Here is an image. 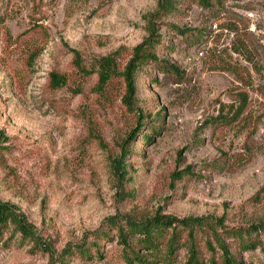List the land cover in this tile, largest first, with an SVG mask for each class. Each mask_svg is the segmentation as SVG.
Segmentation results:
<instances>
[{
    "label": "rangeland",
    "instance_id": "obj_1",
    "mask_svg": "<svg viewBox=\"0 0 264 264\" xmlns=\"http://www.w3.org/2000/svg\"><path fill=\"white\" fill-rule=\"evenodd\" d=\"M157 2L0 0V264H121L110 218L264 221V0L152 18ZM150 25L160 66L128 93ZM230 250L264 264L262 247Z\"/></svg>",
    "mask_w": 264,
    "mask_h": 264
},
{
    "label": "trees",
    "instance_id": "obj_2",
    "mask_svg": "<svg viewBox=\"0 0 264 264\" xmlns=\"http://www.w3.org/2000/svg\"><path fill=\"white\" fill-rule=\"evenodd\" d=\"M188 4L203 10L215 11V9H220L223 6V0H158L157 8L150 16L159 18L176 15L180 13L181 8H185ZM174 28L179 30L178 27ZM149 29L150 35L134 47L132 56L125 66L123 77L128 93L133 90L132 80L139 65L147 60L157 63L155 55L149 50L155 42L154 28L150 25ZM107 61L108 67L100 74V80L105 82L111 76L108 69L111 65V59ZM157 65L160 66L159 63ZM163 68L166 69L165 65ZM168 71L171 70L168 69ZM61 81L55 74L51 75L53 87L60 85ZM159 124L157 122L151 127L153 134H158ZM147 134L141 135L139 139L150 141L151 137ZM5 221L6 219L0 216V229L4 227ZM108 222L113 224L116 229V242L121 248V264H171V260L181 249L185 250V264H243L230 249L244 252L259 246L262 247L264 254V242L258 239L262 236L264 240V221L245 228L224 230L221 233L216 229L217 223H209L204 217L182 219L170 216L153 217L141 223L127 221L124 222L125 225L123 226H118L114 218L108 219ZM20 229L23 234L27 233L24 226ZM204 229L209 231L212 241L208 239L203 241ZM198 231L201 232L197 236ZM182 232H185L184 238H182ZM197 238H201L202 243H199ZM226 240L229 241L226 242ZM216 249L218 254H216ZM76 250L79 254L85 252L83 247H76Z\"/></svg>",
    "mask_w": 264,
    "mask_h": 264
}]
</instances>
